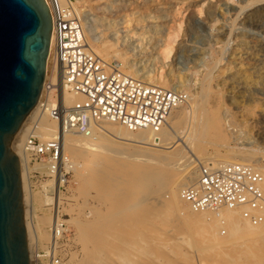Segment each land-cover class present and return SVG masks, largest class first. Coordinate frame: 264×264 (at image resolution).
Masks as SVG:
<instances>
[{
  "label": "rangeland",
  "instance_id": "obj_1",
  "mask_svg": "<svg viewBox=\"0 0 264 264\" xmlns=\"http://www.w3.org/2000/svg\"><path fill=\"white\" fill-rule=\"evenodd\" d=\"M71 1L75 3L77 0ZM78 1L80 3L75 5L78 10L83 11L85 15L93 13L98 18L91 32L93 35L90 37L94 41H91L89 35L85 33L92 48L103 47L106 50L107 58H110V61L116 60L121 63L125 71L126 62L122 57L123 55H121L124 47H126L122 43L123 38H127L130 35H141L140 37L146 40L142 44L144 47L146 46L149 55L146 58L149 57L148 60L152 61V66L146 67L144 71H150L148 69H151L153 73L149 72V74L161 75L168 89L184 92L188 101L182 107H188L189 103L193 105L195 100H202L201 103L204 101L203 107L207 110L208 119L211 116L224 115L226 121L231 125L223 139L219 134L208 129V134L203 133L204 137L202 134V136L195 138L191 142V145H194V147H191L192 149L183 147L180 143L178 145L174 144V147L172 146L170 149L152 148L150 146L142 148L140 147L141 145L135 142L129 143L128 141L117 140L114 133L109 134L107 132V134H103L101 131L96 130L94 136L100 137L98 139L100 146L112 147L126 154L130 153V155L141 151L142 155L151 154L160 156L159 158L162 160H177L179 161V169H182L184 164L190 162L192 163L191 166H193L191 174L194 176L195 181L197 179V168L200 164L216 163L230 158L233 160H249V164L257 168L264 165V0ZM99 5L102 8L106 6L104 10L120 8L116 12L117 17H112L111 11L105 10L106 12L104 13L100 10L97 11L96 8ZM149 16L156 17L159 22L156 21V26L153 30H145L140 27L138 28L140 30L136 27L134 28L133 24H136V21H143ZM125 20L127 22L129 20L128 24L131 27L129 25L126 26V24L119 25L120 22L123 23ZM168 33L174 35V40L170 48L166 49L167 54L163 55L162 51H165L163 50V43H165ZM112 34L115 35L116 41H111L110 35ZM150 36H152V39ZM117 54H120V56ZM136 59V57L132 58V61L139 62V59L137 61ZM53 69L52 59H50V76L52 71L55 70ZM147 74H139L135 78L143 80V76ZM185 122L183 121L179 125L180 131L187 129ZM206 130L204 131L205 133L207 132ZM72 138L74 139L75 137ZM194 141H197V144ZM176 154L179 155L177 156ZM72 160L75 161L77 158H71L69 163ZM85 164L86 162L82 168L73 171L72 169H66L60 162L59 168L63 173V182L57 186L59 196L53 195L55 186H52L53 189L49 195L50 183H52L50 180L53 177L48 174L47 168L42 170L36 166L38 164H28L32 170L29 172V194H27L23 209L26 213V221L29 228L31 230L40 228L41 233L48 235L51 232V220L57 217L62 224V237L67 239L57 243V250L65 264H86L87 261H92L89 264H128L119 257L117 258L118 254L109 245L113 238H122L123 234L119 227L116 226L107 230H101L100 228L91 229L92 231L90 230L88 234V242H86L77 237L76 228L72 222H69L73 219L83 223H91L94 221L96 213V211L92 210H103L104 208L102 206L103 201L101 202V199H98V191L96 188H92L94 184L85 174ZM79 177H82L81 181L86 186L85 195H82V191L79 188L81 183ZM195 181L191 184L193 185ZM86 182L89 183V185L87 184L88 186ZM46 193L48 197L54 199L53 202H45ZM147 194L145 193L143 197ZM105 195H108V192H105ZM140 196L142 198L141 194L137 199H141ZM103 199L105 200L106 198ZM160 207L163 210L166 206L162 203ZM188 211L190 212L191 210L188 209ZM90 215L93 216L90 218ZM42 218L45 219L44 224L41 222ZM164 219L173 228L177 226L174 215L167 216ZM48 225L51 226L48 229V233H46L45 227ZM170 226L156 224L152 228V241L159 244L163 249L162 257L142 250L136 245L133 246L132 252L130 251L131 253H129L132 257L131 261L129 260L130 263L137 261L135 264H144V262L147 264L144 258L146 256L150 261L148 262L149 264H223L221 260L212 257V254H209L210 250L206 247V243L204 241H202L203 243L201 242L198 226H195L192 230L180 225L181 231L177 232L183 233L182 236L180 233V235L177 234ZM111 232H117L116 236H111ZM219 233L220 239H225L228 235V231L224 227L220 229ZM106 235H110V239H107ZM48 237L50 239V236ZM170 238L173 239L171 240ZM174 238L180 241L176 240L173 243ZM250 242L253 246L264 250V244L261 242L257 240H251ZM103 243L107 245L103 255L97 254L94 248ZM169 243L180 246V251L177 255L172 249L174 245ZM49 244L50 240L39 243H35L33 240L31 248L32 250H45ZM193 245L200 248L198 252L194 250L196 248ZM200 245L205 247L203 246L202 249ZM181 248L184 250H181ZM204 248H207V250ZM113 253L117 254L116 257ZM112 255H114L113 259Z\"/></svg>",
  "mask_w": 264,
  "mask_h": 264
},
{
  "label": "bare ground",
  "instance_id": "obj_2",
  "mask_svg": "<svg viewBox=\"0 0 264 264\" xmlns=\"http://www.w3.org/2000/svg\"><path fill=\"white\" fill-rule=\"evenodd\" d=\"M46 1L49 4V1L48 0ZM56 2L58 3L59 6L66 5L68 4V2H71L73 4L78 14L79 20L81 21L82 27H83V35H84L86 44L90 47V49L98 57H100L104 61H108L110 58L109 59L107 58L106 50H104L103 47L98 48L99 46H97V48L95 47L92 48L85 34L87 33L89 35V38L93 35V33L91 32L94 29V24L97 23L98 21V18L95 16V14L92 13V14L85 15L83 14V11L78 10L75 6L76 4L80 3L78 0L75 3H73L71 0H56ZM105 7L106 6H104V8ZM104 8H102V6L99 5L96 8V10L103 11V13L106 11L108 12L111 11L110 14L112 15V17H115V18L117 17L116 12L120 10L119 8V9H114V10L105 9L106 10L105 11ZM156 19H157L156 17L149 16L145 18L143 21L141 20L136 21L135 22L136 24H133V26L134 28L136 27L137 29L140 27L145 30H153L156 26V21H157ZM136 20L138 19L136 18ZM128 22L125 20L123 23L120 22L119 25L126 24L127 26L129 25ZM140 36L130 35L127 38H123L124 40L122 41V43L126 47H124L123 53L121 55H123L122 57L126 62V67H125L126 70L124 71L123 70L124 67L122 66L121 63H119L122 69V72L125 75L133 77V78L138 77L137 75L139 74L144 75L148 73L142 78L144 82L168 89V86L163 81V78H161V75L149 74V72H152L151 69H148L150 71H144L146 67L152 66L151 64L152 61L148 60L149 57L146 58L149 55L147 53L146 46L144 47L142 45L143 42H145L146 40L145 38L140 37ZM150 37L152 39V36ZM110 39L112 42L116 41L115 35L114 34L110 35ZM90 40L94 41V39H91V38ZM173 40H174V35L172 33H168L166 36L165 43H163V50H165V51H162L163 55L167 54L166 49L170 48ZM51 51L52 50L50 48L49 55L47 58V63H46V72H45V79H44L45 84L42 88L39 100L37 104L33 107V109L31 110V112H29V114L25 117L24 126L15 134L12 140V150L15 156L18 158L19 166H20V181H21L23 206L25 205L27 194H29V172L30 170H32L29 168L28 162L23 152V143H24L23 140L27 136L28 126L31 124L33 120H35L36 122L35 124L37 125L38 136L43 142L53 139L59 128V125L54 120H51L49 118L47 112H43L37 115L39 111V102L45 96V88H46L47 81H50L52 84L54 83H57V85L59 84L58 72H56L53 69L54 71H52L51 76L49 74L50 72L49 62H50V59H52ZM117 55L120 56V54H117ZM135 57L139 59V62L132 61V58H135ZM58 86H59V94H58L59 99L66 106H70L74 102H78L82 99L81 96L72 94L68 92L66 89L61 88L60 85ZM189 100H192V99H189ZM201 101L195 100L194 103L192 102L193 105L189 103L188 107L180 106V107L175 108L168 116L165 125L161 129H159L157 132H154L152 130L132 131L118 124H114L108 121H102L100 123L93 125L88 135L69 133V134H65L62 137L60 141L61 156H60V160L57 162L55 175H53V179L50 180V182L52 183H50L49 195L52 192V189H53L52 186H55V189H53L54 190L53 195L59 196V192H57V186H59V184L61 183L63 179V173L60 171V168H59L60 162H62V164L65 166L66 169H72L73 171L77 169L79 170V168H82L84 166V163L86 162L85 170H84L85 174L89 177V180L92 181V183L94 184L92 188H96V190L98 191V192L96 191L98 199L99 200L101 199V202L103 201L102 202L103 204L102 206L104 207L103 210H92L91 209L92 211H96L95 216H94L95 219L93 222L83 223L82 221L80 222L79 220H73L72 218H71L72 220L69 221V222H72V224L76 228L77 237H79L80 240L88 242V234L91 229L100 228L101 230H104V229L107 230V229H111L112 227L117 226L120 228V231L123 234V236L122 238H119V239L113 238L109 242V245H111L112 249L118 254L117 258L119 257L120 259H122V261L124 262L126 261L129 264L131 261L130 259H132L129 253L132 252L133 246H136V245L139 246L142 250H145L147 252H152L155 255L157 254L160 257H162V254L164 253L163 249L160 247L159 244L153 243L152 241V238H151L152 228H154L156 224L169 227L170 225H168V223L166 222L164 218H166L167 216L170 217L171 215H174L176 217L177 226L174 228L173 226H170V227H172V229H174L177 232V231H181L180 225L185 226L187 228H191L192 230L195 226H198L199 236L202 239L201 242L204 241L206 243V247L210 250L209 254H212V257H215L216 259L221 260L223 264H264V260H263L264 250L259 247L257 248L256 246H253L252 243L250 242L251 240H257L258 242H261L262 244H264V219L260 224L253 225L252 223L245 220L241 216V210H230L227 208H221L216 211L207 210V211H202V212H193L188 206V204L182 200L180 196V191L184 187L191 186L192 185L191 183L195 181L194 176L191 174V169L193 167L191 166L192 163L190 162L186 163L183 165L182 169H179L180 168L179 161L177 160H170V159L162 160L161 158H159L160 156L158 155L157 156L151 155V154L142 155L141 151H138L137 153H134L131 155L130 153L126 154L112 147H106L102 145L100 146L99 145L100 143L98 142V139L100 137L94 136V133L96 132V130L99 132L101 131L103 134L105 133L107 134V132L109 134L114 133V135L117 137L116 138L117 140L120 139L123 141H128L129 143L135 142L141 145L140 147L142 148H145V147L148 148V146H150L152 148L155 147V148H164V149H170L172 148L174 144L178 145V143H180L183 147L190 149L191 147H194V145H191V142H193L195 138L202 136L203 133L208 134L209 132L208 129L219 134V136L222 139L225 138L228 130L231 128V125L229 124L228 121H226V118L224 115L211 116L208 119L207 110L203 107L204 101L203 103H201ZM183 121L184 122L186 121L184 124L187 126V129L185 131L181 129L182 131H180L179 125ZM205 130L207 131L206 133L204 132ZM204 134H203V137L205 136ZM72 137H75V138L73 139ZM198 139L200 140V138ZM194 143L197 144V141H194ZM200 143L202 142L200 141ZM202 144L204 145V143ZM181 156L183 157V155ZM75 157L77 158V160L75 161L72 160L73 162L71 161L69 163V160ZM248 158H251V157H248ZM234 162L252 166L251 164H249L250 163L249 160H246V159L245 160L244 159L243 160L242 159L233 160L230 158L227 160H222L221 162H216V163L211 162V163H208V165L219 166V165L229 164V163H234ZM201 163H206V162H201ZM36 166H38L42 170L47 168L45 164H39ZM253 168L257 169V171H259L264 177V165H262L259 168L257 167H253ZM61 170H62V167H61ZM81 179L82 177H79V181L81 182L79 184V188L81 189L82 191L81 193L83 195L86 191V186L82 183ZM87 182H88V179H87ZM87 182H86V185L87 184L89 185V183ZM105 192H108V195H105ZM145 193H148V194L143 197ZM141 194H142V198L140 196L141 199H137V197L139 198V195ZM102 198H106V199L102 200ZM53 200L54 199L51 197H48L46 193L45 202L51 203L53 202ZM162 203L163 205L166 206L165 209L163 210H161V207H160ZM188 209H190L191 211L189 212ZM92 216L90 215V218ZM24 220L27 226L28 254L31 260L32 241L34 240L35 243H39V242L50 240V244H53L55 234L60 232V229H59L60 221L57 218L51 220L52 226L48 225L45 227V232L48 233V229L51 226V229H50L51 232L50 234L48 233V235H45L44 233H41L42 231L40 230V228H34L33 230L29 228V225L26 221L25 210H24ZM41 222L44 224L45 219L42 218ZM222 227L226 228L228 231V235L225 239H220L219 237L220 235L219 232ZM186 230L190 231L189 229H186ZM116 233L117 232L112 233L111 236L115 237ZM179 233L182 236L183 233L177 232V234ZM48 236H50V239ZM99 236L101 237V235ZM111 236L106 235L107 239H110ZM95 239L97 238L95 237ZM176 240H178V242L180 241L179 239L176 238L175 240H173V243L176 242ZM173 243L171 244L169 243V244L172 245ZM175 245L173 246L172 249H173V252H175L177 255L180 251V248H179L180 246L177 245L178 246L177 247ZM106 246H107L106 243H103L100 246H96L94 249L97 254L103 255V252ZM203 246H201V248ZM183 248H181V250ZM195 248L196 249L194 250L195 251L197 250V252H198V249H200V248H197L196 246ZM207 248H204V249L207 250ZM117 254H114L115 257ZM114 255L111 256L112 259ZM128 257L130 258L128 259ZM169 257H170V254H169ZM144 258L147 264H149L148 262L150 261L148 260V257L145 256ZM90 262L92 261H89V262L87 261L88 264ZM136 262L137 261H135V263ZM135 263H132V264H135ZM144 264L146 263L144 262Z\"/></svg>",
  "mask_w": 264,
  "mask_h": 264
},
{
  "label": "built area",
  "instance_id": "obj_3",
  "mask_svg": "<svg viewBox=\"0 0 264 264\" xmlns=\"http://www.w3.org/2000/svg\"><path fill=\"white\" fill-rule=\"evenodd\" d=\"M44 1L51 16L49 49L53 68L58 72V85L82 98L66 106L59 99L57 83L47 81L38 114L47 112L59 125L58 131L53 139L43 142L35 120L28 126L23 143L25 158L28 164H45L53 177L61 156L60 141L65 134L88 135L91 127L102 121L132 131L157 132L170 113L187 102V95L127 76L116 60H102L86 44L73 4L59 6L56 0H48L49 4ZM180 196L193 212L227 208L241 210V216L253 225L264 219V177L247 164H200L195 183L184 187ZM59 229L48 248L31 250L30 264H65L57 250V243L67 240L62 237L61 222Z\"/></svg>",
  "mask_w": 264,
  "mask_h": 264
},
{
  "label": "water",
  "instance_id": "obj_4",
  "mask_svg": "<svg viewBox=\"0 0 264 264\" xmlns=\"http://www.w3.org/2000/svg\"><path fill=\"white\" fill-rule=\"evenodd\" d=\"M51 28L44 0H0V264H30L12 140L39 100Z\"/></svg>",
  "mask_w": 264,
  "mask_h": 264
}]
</instances>
